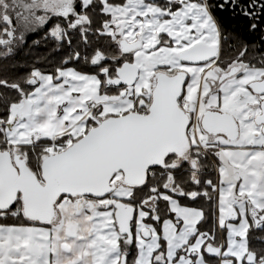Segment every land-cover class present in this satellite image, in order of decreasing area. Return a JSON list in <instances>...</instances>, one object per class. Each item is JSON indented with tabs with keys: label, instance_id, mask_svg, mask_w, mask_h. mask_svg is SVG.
<instances>
[{
	"label": "snow or ice",
	"instance_id": "6c2138e0",
	"mask_svg": "<svg viewBox=\"0 0 264 264\" xmlns=\"http://www.w3.org/2000/svg\"><path fill=\"white\" fill-rule=\"evenodd\" d=\"M0 264H264V0H0Z\"/></svg>",
	"mask_w": 264,
	"mask_h": 264
},
{
	"label": "trees",
	"instance_id": "16d2710c",
	"mask_svg": "<svg viewBox=\"0 0 264 264\" xmlns=\"http://www.w3.org/2000/svg\"><path fill=\"white\" fill-rule=\"evenodd\" d=\"M221 15L226 19L228 26L236 31L243 32L244 31V22L240 20L238 17L233 18L230 11H225L221 13ZM255 34L249 33L245 39H250V42L255 39ZM38 51H43V49H39Z\"/></svg>",
	"mask_w": 264,
	"mask_h": 264
}]
</instances>
